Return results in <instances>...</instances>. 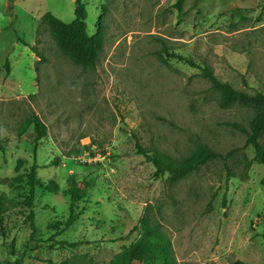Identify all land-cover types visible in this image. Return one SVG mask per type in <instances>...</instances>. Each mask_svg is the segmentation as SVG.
<instances>
[{
  "label": "rangeland",
  "instance_id": "1",
  "mask_svg": "<svg viewBox=\"0 0 264 264\" xmlns=\"http://www.w3.org/2000/svg\"><path fill=\"white\" fill-rule=\"evenodd\" d=\"M75 1L0 0V264H111L140 219L176 264H264V165L235 127L248 131L255 113L219 108L200 71L264 94V0H79L87 34L102 33L91 68L69 62L40 24L47 13L70 23ZM32 114L46 127L36 146L31 126L18 135ZM137 143L174 162L200 148L224 159L170 181L154 178ZM33 162L54 165L36 171L48 190L35 189L29 209ZM70 178L88 188L65 227Z\"/></svg>",
  "mask_w": 264,
  "mask_h": 264
},
{
  "label": "trees",
  "instance_id": "2",
  "mask_svg": "<svg viewBox=\"0 0 264 264\" xmlns=\"http://www.w3.org/2000/svg\"><path fill=\"white\" fill-rule=\"evenodd\" d=\"M181 1L182 0H179L176 3V8L180 7ZM73 14L74 19L66 24L47 13L41 17L40 24L46 26L57 49L69 62L81 68H91L95 65L97 51L101 47V29L99 28L93 36L87 34L85 5L79 0L75 1ZM18 42L22 43L24 47H28V45L22 40H18ZM31 51L35 53L33 48H31ZM36 56L37 58H40L38 54H36ZM166 56L168 58H178L179 60H183L181 57H177L173 53H166ZM184 62L192 68H199L191 63V61L187 60ZM4 70L7 73L9 72L7 61L4 63ZM200 71L208 79L211 87L218 92L219 108L226 109L230 106L238 105L254 111L255 115L249 123L248 131L239 126L235 127L246 135L247 144L253 148V162L264 165V148L259 142L264 134V94L256 93L254 95H249L235 91L228 84L219 82L212 75L210 70L201 68ZM30 126L35 135L34 146H36L37 142L46 136V127L37 115L32 114L20 125L18 135L20 136L24 134ZM136 149L137 154L142 156L144 160L147 163H150L154 168V178H159L164 174H167L170 181L183 179L192 171L198 169L209 161L224 159L220 154L207 150L206 148H200L191 157H188L181 162H174L157 152L148 153L141 149L138 143L136 144ZM2 150L3 148L0 146V152H2ZM52 165H54V162L45 167H38L35 162H33L29 167L28 172L25 175L27 186L29 187V193L24 198L23 202L27 208H32L33 193L35 189L48 190L47 186L43 185V183L36 177V171L38 169L48 168ZM230 177L231 175L227 173V180ZM68 184L69 215L64 224L65 227L72 225L77 220V217L74 215L75 204L84 198L86 189L88 188V184L86 183H82V187H79L73 178L68 179ZM7 209L8 206L5 203V200L0 197V223L1 217ZM28 218L31 222V234L33 235L35 233V228L33 225L32 212L29 214ZM139 224L140 234L138 239L127 249L118 254L111 264H176L171 253L170 245L165 237L155 227L151 226L146 219H140ZM59 226H61V223L55 222L53 225L47 227L57 228Z\"/></svg>",
  "mask_w": 264,
  "mask_h": 264
}]
</instances>
